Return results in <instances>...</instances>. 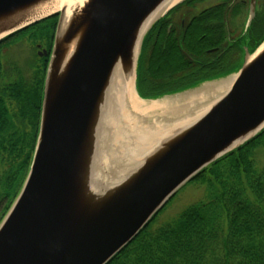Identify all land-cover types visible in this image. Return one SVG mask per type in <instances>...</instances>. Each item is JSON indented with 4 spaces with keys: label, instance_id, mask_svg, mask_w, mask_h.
I'll return each instance as SVG.
<instances>
[{
    "label": "water",
    "instance_id": "water-1",
    "mask_svg": "<svg viewBox=\"0 0 264 264\" xmlns=\"http://www.w3.org/2000/svg\"><path fill=\"white\" fill-rule=\"evenodd\" d=\"M56 1L0 0V41L58 15L31 167L0 223V264H107L187 182L264 130L263 39L238 69L202 84L234 77L207 108L107 179L119 167L107 156L118 73L146 102L190 89L156 98L138 89L146 34L186 0H83L67 18L66 7L50 11Z\"/></svg>",
    "mask_w": 264,
    "mask_h": 264
},
{
    "label": "trees",
    "instance_id": "trees-1",
    "mask_svg": "<svg viewBox=\"0 0 264 264\" xmlns=\"http://www.w3.org/2000/svg\"><path fill=\"white\" fill-rule=\"evenodd\" d=\"M199 1L186 0L172 11ZM231 12L228 3L209 7L192 17L181 35L168 32L170 13L159 19L144 38L138 68L140 94L156 98L219 77L211 73L225 71L229 54L209 50L228 46ZM57 20L58 15L49 16L0 41V223L31 167L49 61L37 53L22 65L11 51L21 41L50 50ZM263 22L264 15L252 22L253 50L264 39ZM140 80L147 90H141ZM260 147H264V130L182 187L200 185L201 198L160 221L166 204L107 264H264V167L258 168L254 160Z\"/></svg>",
    "mask_w": 264,
    "mask_h": 264
},
{
    "label": "bare ground",
    "instance_id": "bare-ground-1",
    "mask_svg": "<svg viewBox=\"0 0 264 264\" xmlns=\"http://www.w3.org/2000/svg\"><path fill=\"white\" fill-rule=\"evenodd\" d=\"M82 1L57 0L50 7V11L53 12L66 7L67 18L71 10ZM166 6L158 12L150 23L165 12ZM233 80L234 77H231L221 82L209 83L202 90L146 102L137 96L133 84L125 82L123 74L119 72L114 94V111L115 114L117 113L115 115L116 126L112 131L111 145L107 146L109 167H119L115 170L108 169L107 179H115L124 165L137 161V156L156 145L170 128L207 108L213 97L229 88ZM155 111L161 115L153 114L151 116L150 113ZM126 121H131L134 125L128 126Z\"/></svg>",
    "mask_w": 264,
    "mask_h": 264
},
{
    "label": "rangeland",
    "instance_id": "rangeland-1",
    "mask_svg": "<svg viewBox=\"0 0 264 264\" xmlns=\"http://www.w3.org/2000/svg\"><path fill=\"white\" fill-rule=\"evenodd\" d=\"M208 2L213 3V2H216V0H211V1L206 0L202 4L195 5L192 9H188L186 11V13H184V14H186V15H184V18L185 17L188 18L190 15L192 16V14H196L200 10H202L203 8L209 6L210 4H208ZM263 7L264 6L260 5L258 11L261 12ZM245 12L242 15L240 14L238 17H236V16L232 17L233 18V22H234V26H237L239 28H243L244 27L243 31L245 33H243V36L247 34L246 31L248 29L247 25H246L248 17L246 16ZM43 48H46V47H43ZM43 48L41 46V51H42ZM38 50L39 49H36V47L30 46V44L27 41H21L17 45H15V47H13V49L11 51V56H12V58L14 60L18 61L22 65H25V64H27L28 59H30L32 56L34 57V55L38 53ZM252 51H253L252 47L248 46V43L245 44L244 51L242 50V54L239 56L238 60L233 64V67H232V69H230L229 73L231 71H233L234 69L235 70L238 69L244 62L245 54L246 53H250ZM227 70L226 71L215 70L212 73V76L225 75V74L228 73ZM140 73H141V71L139 69V75H141ZM207 81H210V80H207ZM207 81L201 82V83L198 84V86L193 87V89L190 88V89H188V91H185L183 93H188V92H194V91L202 90V88L204 87L202 84L207 82ZM139 84H140L141 90H147L146 89L147 85H146L145 81H141L140 80ZM157 112L158 111L151 112L150 114H151V116H153V114L154 115H156V114L157 115H161V114H159ZM125 123L127 125L129 123L130 126H133V124L131 122L126 121ZM254 160H255V163H256L258 168H263L264 167V147H260V148L256 149ZM203 189L204 188L201 187L200 185L187 184L184 188H182V190H180L174 196V198L170 199V201L166 205L165 212L160 216L161 218H159V220L160 221H164V220L166 221V220H169V219L173 218L174 216H176V214L181 212L187 205H189L190 203L194 202L196 199L201 198V196L203 195V192H204Z\"/></svg>",
    "mask_w": 264,
    "mask_h": 264
},
{
    "label": "flooded vegetation",
    "instance_id": "flooded-vegetation-1",
    "mask_svg": "<svg viewBox=\"0 0 264 264\" xmlns=\"http://www.w3.org/2000/svg\"><path fill=\"white\" fill-rule=\"evenodd\" d=\"M206 0H202L199 2H196L193 5H183L181 8L176 9L174 11H172L170 13V18L171 21L168 24V32H173L176 35L178 34H183L186 32V30L189 28V22L191 21L190 19L194 16H196L198 13L204 11L205 9L209 8V7H213L219 4H223V3H228V7H229V11L232 9L234 13H230V19L229 22L227 24V29H228V46H226L224 49H220V47H214L211 48L209 50V52L217 53L219 52V55H223V56H227L226 59H228L229 62H227L225 64V71L227 69H231L233 67V64L238 60L239 56L242 54V50L244 51L245 49V42L248 41V46H251V42L253 43V41H251V27H252V22L254 21V19H257V17L264 15V7L262 9L261 12L258 11L260 5L264 6V0H256V8H255V17L252 19L251 23H249V21L247 20L246 25H247V37L243 36V33H245L243 31V28H239L237 26H234V22H233V18L234 16L238 17L240 14H244V12L246 13V16L249 19L250 16V10H251V0H216V2L210 3L208 2V4H210L209 6L203 8L202 10H200L198 13L196 14H192V16L190 15L188 18H184V13H186V11L188 9H192L195 5L197 4H202L203 2H205ZM211 1V0H209ZM184 10V11H183ZM237 11V12H236ZM175 12V13H174ZM188 14V13H187ZM183 17V18H182ZM182 18V19H181ZM264 25V22L262 23V26ZM244 39L246 41H244ZM230 47V48H229ZM43 48V47H42ZM38 55L41 57H49L50 55V50L43 48L41 51V45H38ZM230 49V50H229ZM46 51V53H45ZM219 58V57H217ZM214 72V71H213ZM212 72V73H213ZM211 73V72H210ZM211 73V74H212Z\"/></svg>",
    "mask_w": 264,
    "mask_h": 264
}]
</instances>
